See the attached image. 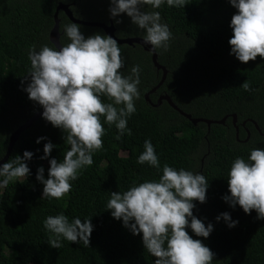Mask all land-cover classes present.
Segmentation results:
<instances>
[{"label": "trees", "instance_id": "trees-1", "mask_svg": "<svg viewBox=\"0 0 264 264\" xmlns=\"http://www.w3.org/2000/svg\"><path fill=\"white\" fill-rule=\"evenodd\" d=\"M187 3L184 8L165 4L157 9L173 36L167 51L157 52L158 62L168 74L150 93V99L156 104L160 96L169 95L193 118L228 119L224 124H195L166 100L153 106L146 94L161 83L163 71L158 70L152 52L144 46L118 43L125 60L120 71L128 75L134 65L142 69L137 110L128 120L132 135L117 140L115 126L105 124L103 149L94 154L92 166L72 182L71 191L57 200L41 198L44 185L36 175L43 166L47 178L50 159H63L68 147L64 133L42 117L23 132L8 161L23 156L25 150L32 151L34 155L27 161L31 174L0 188V264H154L156 258L146 252L142 234H132L106 209L111 191L159 178L161 173L154 167L136 163L149 138L161 167L167 163L201 172L208 179L207 200L195 201L193 214L206 225L212 223L214 230L208 238L187 230L215 253L212 264H264V220L256 219L255 210L246 214L239 205L232 208L223 199L230 194L227 172L234 158L247 159L253 147L264 148V58L258 55L256 60L243 63L230 55L228 41L233 32L229 25L237 11L230 0ZM61 4L69 5L78 20L107 25L113 21L117 38L143 39V30L126 14L111 17L110 0H0V161L8 152L12 134L43 109L23 90L29 82L25 79L30 67L28 50L33 45L37 50L44 44L55 47L50 34ZM145 10L150 9L146 6ZM58 14L63 45L69 42L63 26L73 21L63 10ZM116 19L122 22L117 24ZM79 26L86 37L107 35L100 27ZM243 83H248L250 90L246 91ZM38 137L54 144L48 159H40L47 140L36 143ZM60 212L70 220L91 217L94 230L89 247L68 241H63L61 249L50 247L42 221ZM223 212H229L239 223L229 228L223 219L217 221Z\"/></svg>", "mask_w": 264, "mask_h": 264}, {"label": "clouds", "instance_id": "clouds-1", "mask_svg": "<svg viewBox=\"0 0 264 264\" xmlns=\"http://www.w3.org/2000/svg\"><path fill=\"white\" fill-rule=\"evenodd\" d=\"M184 8L187 0H110L109 12L116 18L126 14L131 23L143 30L144 44L151 50L167 51L173 33L162 21V5ZM237 9L230 21L233 35L228 43L230 55L247 63L264 58V0H230ZM150 10H145V7ZM117 24L122 21L116 19ZM64 35L69 42L62 47L44 44L28 50L30 67L23 88L28 98L43 108L42 118L64 133L67 150L63 159L51 158L47 178L43 166L36 178L43 187V199H62L67 195L86 167L94 163L93 156L103 149L105 127L115 126L116 139L132 135L128 120L136 112L140 98L141 67L134 65L130 73L120 71L125 60L118 41L111 35L85 36L78 23L65 24ZM30 78V79H29ZM23 84L24 81L22 80ZM248 91L250 85L242 84ZM106 98V100H105ZM47 140L38 137L36 143ZM54 144L47 140L44 155L51 156ZM34 153L25 150L23 156L0 164V188L10 182H20L31 174L27 161ZM137 164H147L161 174L158 179L133 182L126 190L111 191L106 209L122 220L132 234H142V243L154 264H212L215 253L197 237L208 238L214 225H207L193 214L195 201L207 200L209 181L201 172L176 168L161 162L151 139H145ZM230 194L223 196L232 208L239 205L246 214L256 211V219L264 220V148L253 147L247 159L237 156L227 172ZM229 228L239 221L229 212L216 217ZM42 225L48 233L50 247L61 249L63 241L89 247L94 230L91 217L71 220L64 212L48 215Z\"/></svg>", "mask_w": 264, "mask_h": 264}, {"label": "water", "instance_id": "water-1", "mask_svg": "<svg viewBox=\"0 0 264 264\" xmlns=\"http://www.w3.org/2000/svg\"><path fill=\"white\" fill-rule=\"evenodd\" d=\"M60 10H63L73 22H76V23H79V24H82V25L96 26V27L102 28L106 32L107 35H111L114 38H116L118 43H120V44H129V45L140 44V45L144 46L146 50H149V51L152 52V54H153V62L155 64V66L158 68V70H162L163 71V78H162L161 83L156 88H154L151 92L146 94L147 101L150 102L153 106H159V105H161L163 103L164 100H166L174 109L179 111L183 116L191 119L195 124L200 122V121H205L209 125H211L212 123L224 124L225 121L228 119V117H225L221 121H209V120H205V119L193 118L190 114H187L184 111H182L173 102V100L171 99V97L169 95H162V96H160V98H159V100H158V102L156 104L153 103L151 101V99H150V93L155 92L164 83V81L166 80L168 71H167V69L165 67H163L162 65L159 64L157 52H154V51L151 50L152 46L150 44H144V41H143L142 38H128V39L117 38L116 34H115L116 33V29H115V25H114L113 21H111L110 25H107L105 23L85 22V21H82V20H78V19H76L74 17V14H73V12H72V10H71L69 5L61 4V5H59V7L57 9V12L55 14V25H54V27H53V29L51 31V34H50L51 42L55 45V47H62V44H61V32H60V19H59V16H58L59 15L58 13H59ZM42 112H43V109L40 110L39 112H37L31 119H29L24 125H22L17 131H15L12 134L11 139H10L8 152H7L6 156L4 157V159L0 161V164H3L4 162L8 161V159L11 156L12 150H13L17 140L21 136V134L23 132H25L28 128H30L35 121H37L39 118L42 117ZM233 118H234V124H236L237 116L234 115ZM245 123H244V125H245ZM255 125H256L257 129L260 131L259 126L257 125V123H255Z\"/></svg>", "mask_w": 264, "mask_h": 264}]
</instances>
